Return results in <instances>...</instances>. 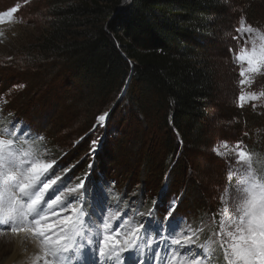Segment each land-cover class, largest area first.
Segmentation results:
<instances>
[{
    "label": "trees",
    "instance_id": "16d2710c",
    "mask_svg": "<svg viewBox=\"0 0 264 264\" xmlns=\"http://www.w3.org/2000/svg\"><path fill=\"white\" fill-rule=\"evenodd\" d=\"M49 1L56 22L32 60L65 74V88L76 92L63 97L81 109L80 121L93 127L128 83L103 130L108 142L118 138L114 161L125 157L160 186L202 190L201 166L221 137L214 103L225 81L239 78L231 35L242 15L264 29V0ZM257 85L264 90V81ZM221 115L264 130L262 103ZM253 145L264 154V142Z\"/></svg>",
    "mask_w": 264,
    "mask_h": 264
},
{
    "label": "snow or ice",
    "instance_id": "6c2138e0",
    "mask_svg": "<svg viewBox=\"0 0 264 264\" xmlns=\"http://www.w3.org/2000/svg\"><path fill=\"white\" fill-rule=\"evenodd\" d=\"M18 11L17 5L0 12V26L17 22ZM238 25L231 35L237 47L229 48L239 66L237 107H255L264 90L245 88L255 83L253 74L264 75V31L243 15ZM9 115L0 112V236L34 243L38 253L32 264H213L217 253L223 264H264V171L254 167V153L243 141L230 146L223 140L212 149L224 159L228 184L212 213L214 230L201 242L204 228L179 215L178 198L167 202L162 216L157 198L147 212L135 200L121 211L119 202L113 204L114 181L94 182L91 172L69 176L71 168L56 167L55 159L46 158L45 137ZM109 115L99 114L95 127H106ZM97 143L92 141V153ZM138 199L143 207L146 197ZM113 208L119 213L115 226Z\"/></svg>",
    "mask_w": 264,
    "mask_h": 264
},
{
    "label": "rangeland",
    "instance_id": "374dc122",
    "mask_svg": "<svg viewBox=\"0 0 264 264\" xmlns=\"http://www.w3.org/2000/svg\"><path fill=\"white\" fill-rule=\"evenodd\" d=\"M17 5L19 6V11L15 14L17 22L0 26V31L3 32L0 36V112L10 114L8 119L13 116L18 118L24 124L31 126L33 132L43 135L49 149L46 158L55 159L56 167L71 168L68 172L69 176L75 173L76 177L83 178L86 173L91 172L89 179L94 182L114 181L110 190L115 193L113 204L119 202L121 211L126 210L135 200L136 207L147 212L153 207V198H157L156 207L162 216L167 202L172 198H178L179 215L186 217L194 228L203 227L200 241H205L209 231L214 230L212 213L221 206L220 194L228 184L224 159L215 155L212 151L213 147L218 146L223 140H227L230 146L236 141H243V146L254 153V167L258 171H264V154L254 151L253 145L259 141L264 142V130L254 125L249 126L248 123L243 126L238 118L224 121L225 117L221 115L224 112L230 113L232 108H239L236 97L240 91L238 83L240 77L236 78L234 75L227 79L226 88H223L214 103V113L217 114L215 124L221 137H218L207 150L208 158L201 166L202 190L196 187L194 189L180 187L176 184H171L169 187L167 180L164 186H160V182L143 179L142 172L138 169L139 165L134 172V164L125 157L119 160V163L114 161L113 149L118 138L110 136L108 142L104 128L95 127L96 122L88 129V124L80 121L81 109L73 106L72 99L63 97L64 92L68 94L76 92L75 89L65 88L69 82L63 80L65 74L52 64L42 62L35 64L32 60L33 47L54 28L56 20L53 12H57V8L50 6L49 0H0V12ZM260 30L264 31V29ZM231 46L237 47L236 41L233 40ZM233 63L239 74V66L234 59ZM253 79L255 83L251 87H246V92L261 91L257 88V83L264 81V75L253 74ZM230 82L234 84L233 90L229 85ZM16 85L22 87H14ZM119 100L106 107L100 114L109 112L111 117ZM253 103L264 104V98ZM93 140L98 141L95 153L91 152ZM89 164H92L91 169L88 167ZM232 183H236V177H233ZM125 194L127 198H124ZM231 194L232 188H229L228 195ZM140 197H146L143 207L138 199ZM113 212L117 213V220L113 222L115 226L119 213L115 208ZM219 219L220 217L217 216V225ZM11 251L7 241L0 236V264L10 256ZM213 264H223L222 254H216Z\"/></svg>",
    "mask_w": 264,
    "mask_h": 264
},
{
    "label": "bare ground",
    "instance_id": "6f19581e",
    "mask_svg": "<svg viewBox=\"0 0 264 264\" xmlns=\"http://www.w3.org/2000/svg\"><path fill=\"white\" fill-rule=\"evenodd\" d=\"M2 237L12 249L10 256L6 257L2 264H32L34 255L38 253L34 243L25 241L22 236L7 235Z\"/></svg>",
    "mask_w": 264,
    "mask_h": 264
},
{
    "label": "water",
    "instance_id": "95a60500",
    "mask_svg": "<svg viewBox=\"0 0 264 264\" xmlns=\"http://www.w3.org/2000/svg\"><path fill=\"white\" fill-rule=\"evenodd\" d=\"M127 88H128V83H127V85H126V87H125V89H124V91H123V93L121 94V96L120 97H123L124 95H125V93H126V91H127ZM120 99V98H119ZM111 114V113H110ZM109 117H110V115H109Z\"/></svg>",
    "mask_w": 264,
    "mask_h": 264
}]
</instances>
